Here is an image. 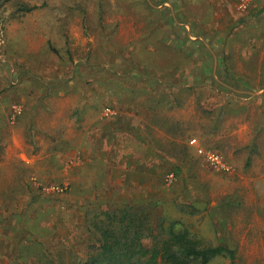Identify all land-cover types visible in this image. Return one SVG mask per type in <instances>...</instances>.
Segmentation results:
<instances>
[{
    "label": "rangeland",
    "instance_id": "obj_1",
    "mask_svg": "<svg viewBox=\"0 0 264 264\" xmlns=\"http://www.w3.org/2000/svg\"><path fill=\"white\" fill-rule=\"evenodd\" d=\"M127 1L0 0V264H78L97 245L87 221L94 210L142 203L165 225L235 249L238 264H264V116L250 103L248 118L219 124L214 72L194 71L184 104L161 114L231 170L190 147L180 169L149 179L125 172L123 157L142 150L116 132L136 121L129 102L139 83L120 52L145 29L139 2Z\"/></svg>",
    "mask_w": 264,
    "mask_h": 264
},
{
    "label": "crops",
    "instance_id": "obj_2",
    "mask_svg": "<svg viewBox=\"0 0 264 264\" xmlns=\"http://www.w3.org/2000/svg\"><path fill=\"white\" fill-rule=\"evenodd\" d=\"M130 1L126 2V8ZM138 2L145 16L140 21L145 27L144 33L128 55L124 50L120 52L124 58L120 63L128 64L126 72L137 73L135 77L139 81L135 90L139 98L134 96L129 102L134 105L132 111L136 121L129 122V129L117 128L116 132L128 131L126 134L132 135L142 150L141 154L123 157L125 172L149 179L158 175L156 169L172 167V163L162 156L163 145L170 144L167 148L172 150L174 145L185 142L196 148L190 143L188 128L176 126L172 118L161 114L163 109L174 110L181 106L169 108L164 105L167 102L158 103V90L169 95L173 93L184 101L194 71L200 70L205 76L214 72L211 78L212 83L215 81L218 85L216 120L219 124L234 118H248L252 104L257 105L264 116V0H254L246 10L239 7L240 0ZM159 56L167 59L161 63ZM197 78L195 83L199 81L198 85L205 84L208 89L206 77ZM132 85L128 87L129 91H132ZM158 119L164 124L159 125ZM108 128L102 138L111 141L114 130ZM130 131L137 132L132 134ZM100 154L107 166L110 153L102 150Z\"/></svg>",
    "mask_w": 264,
    "mask_h": 264
},
{
    "label": "trees",
    "instance_id": "obj_3",
    "mask_svg": "<svg viewBox=\"0 0 264 264\" xmlns=\"http://www.w3.org/2000/svg\"><path fill=\"white\" fill-rule=\"evenodd\" d=\"M158 93V103L167 102L164 105L169 108L181 106L183 100L173 93ZM189 150V144L183 142L170 151L161 149V153L172 163L170 169L176 170L183 167ZM155 209L142 203L94 210L87 221L97 245L78 264H210L217 256L238 264L235 249L223 244L206 245L188 228L179 229L175 221L165 225L162 216L153 215Z\"/></svg>",
    "mask_w": 264,
    "mask_h": 264
},
{
    "label": "built area",
    "instance_id": "obj_4",
    "mask_svg": "<svg viewBox=\"0 0 264 264\" xmlns=\"http://www.w3.org/2000/svg\"><path fill=\"white\" fill-rule=\"evenodd\" d=\"M254 0H240V8L246 10L249 8L250 4ZM192 145H197V139L193 138L190 140ZM198 153L205 157L210 166L218 171H230L231 167L229 162L226 160L225 156L217 150L214 149H203L202 147H197Z\"/></svg>",
    "mask_w": 264,
    "mask_h": 264
}]
</instances>
